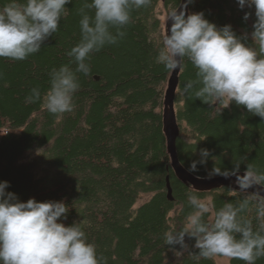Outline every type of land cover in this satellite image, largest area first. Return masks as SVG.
Wrapping results in <instances>:
<instances>
[{"label":"trees","instance_id":"1","mask_svg":"<svg viewBox=\"0 0 264 264\" xmlns=\"http://www.w3.org/2000/svg\"><path fill=\"white\" fill-rule=\"evenodd\" d=\"M9 2L0 0V8ZM84 2L72 0L65 6L67 16L38 53L23 61L0 58V181L8 182L5 191L21 202L62 200L69 211L60 222L80 223L87 242L95 245L106 264H218L216 258L189 254L198 252L194 238L185 236L188 249L182 255L170 250L181 251L179 245H165L163 239L165 231L179 230L193 211L189 194L210 199L214 210L226 202L250 199L240 216L251 221L254 231L262 222L253 193L230 186L198 190L180 180L172 168L163 124L171 72L156 62L155 34L166 32L165 17L182 0H152L131 11L124 36L91 54L88 76L76 73L80 87L71 113L58 118L42 107V101L26 103L31 89L38 88L41 96L48 91L54 68L68 65L75 70L66 53L80 41L79 10ZM85 12L94 15V10ZM197 12L218 28L230 25L243 43L257 47L251 39L254 6L241 9L237 0H192L188 13ZM245 13L248 20L243 19ZM184 65L174 98L180 164L187 170L205 148L211 156L205 165H197L194 176L206 177L213 167L230 170L237 160L242 162L240 173L248 164L264 171V120L235 102L218 115V108L194 95H180L188 80L197 79L191 63L185 59ZM198 87L194 85L193 91ZM256 264H264V257Z\"/></svg>","mask_w":264,"mask_h":264},{"label":"clouds","instance_id":"2","mask_svg":"<svg viewBox=\"0 0 264 264\" xmlns=\"http://www.w3.org/2000/svg\"><path fill=\"white\" fill-rule=\"evenodd\" d=\"M70 3L72 0H26L23 4L10 0L0 8V58L23 61L38 53L44 41L57 33L62 17L69 11L65 6ZM151 3L152 0H85L79 10L80 41L66 53L70 63L76 64L75 70L68 65L54 68L49 73L48 91L41 96L38 88L31 89L26 103L42 101V107L58 118L71 113L74 94L80 87L76 73L88 76L91 54L107 44H116L124 36L122 29L129 24L131 11ZM237 4L241 9L254 6L256 19L251 39L257 47L243 43L230 25L218 28L210 23L202 12L186 15L185 4L166 15L165 23L171 21L170 28L155 34L159 46L156 62L173 72L182 69L186 59L196 69L197 79L188 80L180 95H194L210 108H218V115L235 102L264 120V0H237ZM85 9L94 10V15H88ZM243 19L248 20L249 13ZM194 85L199 87L193 91ZM199 156L189 164V173L198 174L197 165L207 163L210 150L200 149ZM241 163L235 161L230 170L213 167L203 178L235 177L237 189L245 193L257 186L264 188V171L248 164L241 174ZM196 178L201 179L199 175ZM8 187L7 181H0V264H106L104 257H98L95 245L87 242L80 223L65 226L60 222L69 211L62 200L38 202L29 198L21 202L14 193L5 191ZM252 193L257 198V217L262 219L258 230L254 231L251 221L240 216L252 202L250 199L237 204L226 202L214 210L210 199L189 194L193 211L179 230L171 227L164 232V244L179 245L181 251L170 250L182 255L188 249L187 236L194 238L193 247L198 249L190 255L221 258L227 264L232 260L256 264L264 257V198L257 191ZM207 214L211 215L206 221Z\"/></svg>","mask_w":264,"mask_h":264},{"label":"water","instance_id":"3","mask_svg":"<svg viewBox=\"0 0 264 264\" xmlns=\"http://www.w3.org/2000/svg\"><path fill=\"white\" fill-rule=\"evenodd\" d=\"M185 13H188V2L187 0H182L181 5H185ZM180 5V6H181ZM171 21H168L166 24L167 28H170ZM180 70H176L171 72V75L168 80L167 88L165 91L164 97V110H163V124H164V132L167 140V149L171 159L172 168L175 171L176 176L182 180L183 182L192 185L194 188L198 190H210L213 188H217L220 186H230L233 188H237V185L234 183L235 177L225 179L223 177H214L211 179H197L196 176L189 173L179 162L177 151H176V141L179 136V127L176 120L175 108H174V98L176 89L178 86V74ZM243 174V173H241ZM167 190L168 197L172 199V190L170 187L169 179L167 178ZM249 192L257 191L261 197L264 198V188H250Z\"/></svg>","mask_w":264,"mask_h":264},{"label":"rangeland","instance_id":"4","mask_svg":"<svg viewBox=\"0 0 264 264\" xmlns=\"http://www.w3.org/2000/svg\"><path fill=\"white\" fill-rule=\"evenodd\" d=\"M216 261H217L218 264H227V262L225 260L221 259V258H216Z\"/></svg>","mask_w":264,"mask_h":264}]
</instances>
